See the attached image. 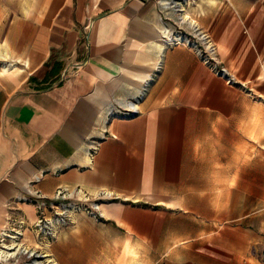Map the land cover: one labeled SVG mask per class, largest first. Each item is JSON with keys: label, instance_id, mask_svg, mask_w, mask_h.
Returning <instances> with one entry per match:
<instances>
[{"label": "crops", "instance_id": "0c3cea01", "mask_svg": "<svg viewBox=\"0 0 264 264\" xmlns=\"http://www.w3.org/2000/svg\"><path fill=\"white\" fill-rule=\"evenodd\" d=\"M180 15L238 84L164 44ZM149 81L136 117L108 119ZM10 138L32 152L0 185V233L17 214L37 221L16 202L29 190L114 197L101 220L80 213L59 231L57 264L252 262L244 247L264 233V0H0V148Z\"/></svg>", "mask_w": 264, "mask_h": 264}, {"label": "built area", "instance_id": "2783aa9c", "mask_svg": "<svg viewBox=\"0 0 264 264\" xmlns=\"http://www.w3.org/2000/svg\"><path fill=\"white\" fill-rule=\"evenodd\" d=\"M168 9L173 8L182 12L179 5L167 2ZM162 41L166 46L185 45L192 48L198 57L213 73L225 80L229 85L238 84L229 69L220 61L216 44L211 36L196 23L185 21L180 16L176 22L166 23L162 32ZM153 80V78H152ZM150 82H147L138 97L126 103L116 104L108 111V119H132L139 114V104L145 97ZM40 179H36V184ZM29 197H22L16 202L19 204H33L37 210V221L28 225L21 214L11 216L6 229L0 233V264H57L48 251L60 230L73 224L74 216L80 213L96 220H101L103 214L101 205L114 197L107 192L91 195L81 187L75 189H58L53 197H46L41 191H28ZM32 233L37 245L27 242V233Z\"/></svg>", "mask_w": 264, "mask_h": 264}, {"label": "water", "instance_id": "95a60500", "mask_svg": "<svg viewBox=\"0 0 264 264\" xmlns=\"http://www.w3.org/2000/svg\"><path fill=\"white\" fill-rule=\"evenodd\" d=\"M65 77V74L62 75L61 79L55 83V87L64 81ZM23 92L24 90L19 91L16 95ZM31 152L32 149L26 150V146L16 138L4 140L3 148H0V185L7 180L9 174L13 171L18 162L22 160L23 157L28 156Z\"/></svg>", "mask_w": 264, "mask_h": 264}, {"label": "rangeland", "instance_id": "374dc122", "mask_svg": "<svg viewBox=\"0 0 264 264\" xmlns=\"http://www.w3.org/2000/svg\"><path fill=\"white\" fill-rule=\"evenodd\" d=\"M244 250L248 253L250 250L253 254L252 262L246 264H264V233L261 231H256L252 235V244L251 246L246 245ZM26 259L22 260L20 264H25ZM8 264H13L9 262Z\"/></svg>", "mask_w": 264, "mask_h": 264}, {"label": "bare ground", "instance_id": "6f19581e", "mask_svg": "<svg viewBox=\"0 0 264 264\" xmlns=\"http://www.w3.org/2000/svg\"><path fill=\"white\" fill-rule=\"evenodd\" d=\"M186 15V14H185ZM185 15H183V16H181L182 18H183V20H187V18H186V16ZM178 17V16H177ZM5 71H9V69L7 68V67H5Z\"/></svg>", "mask_w": 264, "mask_h": 264}]
</instances>
